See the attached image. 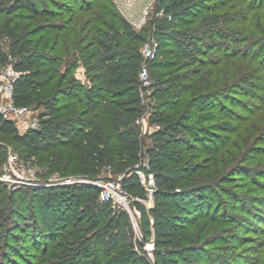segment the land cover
I'll use <instances>...</instances> for the list:
<instances>
[{"label":"rangeland","instance_id":"374dc122","mask_svg":"<svg viewBox=\"0 0 264 264\" xmlns=\"http://www.w3.org/2000/svg\"><path fill=\"white\" fill-rule=\"evenodd\" d=\"M12 1L0 0V5ZM238 1L239 4L230 8L231 13H235H230L233 17L231 20L222 18L210 27V32H213L215 38L213 49L209 50L206 46L207 39L202 37L204 32L197 34L195 47L199 52L196 53L190 50L194 45L190 38L186 37L179 43L170 40L167 32L160 29L168 27L169 30H181L182 22L173 23L170 17L166 18L157 0H30L33 11L19 9L16 12L20 15L17 20L22 25L18 33L23 35L28 31L32 36L29 38L31 42L26 44L29 52L54 59L62 47L59 43L56 49L52 50L56 42L54 32L59 31V37L69 38L72 46L60 54V60L56 64L59 71L57 79L66 72L64 68L75 66L68 79H75L76 88L80 85L97 89L100 85V73L93 68L95 60L87 56L94 52L96 46L80 53L78 46L73 45L71 38L77 33L76 29L72 30L75 22H82L84 17L96 12L100 5L104 7L111 2L115 11L134 31H144L148 48L155 51L153 58L147 57L142 53L144 44L141 46L143 63L138 77L130 80V85L137 91L136 79L139 78L144 109L135 121L142 145L140 163L136 165L146 169L155 161H163L165 151L167 155L173 154L172 157L179 162L180 167L164 164L169 165L167 171L173 177L180 176L184 179L179 182L180 189L191 190L193 193H190V196L200 197L203 193L204 202L211 204L212 209L215 206L221 219V215L227 213L229 216L225 218L232 223L218 225L217 230L224 239L222 242L201 246L204 253L201 252L200 255L183 253L178 258L172 257L171 259H177V264H264V33L258 36V41L252 43L245 34L239 33L247 24L245 19L253 20V16L259 12L258 8L264 7V0ZM219 3L228 5L226 0H213L207 7L211 10ZM262 18L263 16H259L254 21V27L259 26L258 21L262 24ZM0 44L5 51H9L10 43L7 37L1 38ZM173 45H182L180 56H166L168 62L162 64L166 70L153 71L154 78H151L148 68L150 63L156 55H159V60L164 59ZM45 60L37 63V67L47 69L50 61L45 65ZM143 68L146 71V85L141 79ZM219 68V76L225 78L224 82L229 79L234 85L228 88L225 82L226 85L221 84L222 93L215 94L204 104L198 102L194 109L196 112L193 113L194 120L188 124L192 132L181 136L184 145L179 142L167 144L161 153L152 137L154 125L150 123L151 114L159 111L164 105L173 107L175 104L179 105V108H173L172 112H182L194 97V91H188L186 88L183 91L186 96L182 98V88L200 84L201 77L207 71L214 69L212 73L215 74ZM240 74L243 75L242 80L238 79ZM205 81L208 82L209 79L206 78ZM54 86L65 87L67 84L65 81H57ZM160 86L164 87L161 95L168 94L158 100L153 98L152 93ZM29 109L28 118L32 120L38 119L43 111L42 107L39 108L36 104L31 105ZM191 110L193 111V107ZM224 122H228L232 130L223 129L221 124ZM197 138L202 139L201 143H197ZM153 149L157 150L156 153L151 152ZM222 175L221 180H213ZM109 177L117 178L107 169L88 179L81 175H61L49 170L41 159L26 160L9 146L5 158L0 160V211L3 216V219H0V264H47V260H40L44 244H54L57 240L64 243L73 242L67 232L71 225L72 209L58 206L50 211L41 200L40 189L75 184L93 194L95 190L100 192L101 185ZM190 196L185 198L184 202L178 200V203L186 208V212L180 214L182 217L198 211ZM255 200L257 202H253ZM132 203L130 199L128 210L116 209L117 215L121 214L120 212L127 214L130 224L125 221L127 226L124 233L136 253L148 259L143 247L152 241L153 251L155 250L157 233L161 227L153 226L150 222L152 216L149 213L142 216ZM140 203L146 209L153 207L149 200ZM235 206H245L244 212L237 210ZM239 214L243 215L241 218L245 219L246 223L239 224L240 227L234 220L235 215ZM188 224L181 220L169 223L179 228L189 227ZM146 233L149 236H146ZM153 251L150 253L152 260H147L148 264L153 262ZM104 261L108 264L107 260Z\"/></svg>","mask_w":264,"mask_h":264},{"label":"trees","instance_id":"16d2710c","mask_svg":"<svg viewBox=\"0 0 264 264\" xmlns=\"http://www.w3.org/2000/svg\"><path fill=\"white\" fill-rule=\"evenodd\" d=\"M211 1L213 0H157L166 18L170 17L173 23L182 22L181 30H169L168 27L160 29L167 32L170 40L179 43L186 37L190 38V42L194 44L193 47L190 45V50L194 53L199 52L195 47V40L197 34L202 31V37L207 39L206 46L209 50L213 49L215 38L213 32H210V27L222 18L231 20V14L235 13H231L230 8L239 4V1L226 0L228 5L219 3L210 10L207 6ZM31 4L30 0H13L0 5V39L7 37L10 43L8 52L0 44V69L11 63L14 69L21 73L13 90L15 105L30 107L36 104L39 108L42 107L43 111L38 117V127L23 133H19L13 123L1 121L0 160L5 158L6 149L11 146L13 151L24 159H41L49 170L61 175H81L88 179L93 178L99 171L110 168L112 174L122 177V187L133 198V206L142 216L149 213L153 226L161 227L153 251L154 264H177V259H171L172 257L178 258L183 253L200 255L201 252L204 253L201 246L222 242L223 235L217 227L221 223L232 224L225 218L229 215L225 213L221 215V219L217 215L218 209L215 206L212 209L211 204L204 202L203 193L200 197L190 196V193H193L191 190L180 189L179 182L184 179L180 176L173 177L167 171L170 164L180 167L179 162L172 157L173 154L167 155L165 151L163 161H155L147 166V172L154 178L153 207L146 209L143 204L134 200L147 199L136 174V171L145 170L136 165L140 163L142 145L135 121L144 112L139 78L136 79L137 91L130 85V80L138 77L143 63L144 57L140 48L147 39L144 31H134L115 11L111 2L104 7L100 5L96 12L84 17L82 22H75L72 30L76 29L77 33L71 38L73 45L78 46L80 53L96 46L94 52L87 56L95 60L93 68L100 73V87L97 86V89L80 85L76 88L75 79H68L75 66L64 68L66 72L57 79L59 71L56 64L60 60V54L72 46L69 38L59 37V31L54 32L56 42L52 50H55L59 43L62 46L54 59L29 52L26 48L32 36L28 31L23 35L18 33L22 25L17 20L20 15L16 12L19 9L33 11ZM258 10L253 20L245 19L247 24L239 31L247 36L250 43L258 41V36L264 33V7L261 6ZM259 16H263L262 24L258 21L259 26L254 27L253 23ZM181 49L182 45H173L161 60L159 55H156L148 67L150 77H153V71L166 70V67L162 66L163 62H168L166 56L179 57ZM44 59L45 65L50 61L47 69L37 67V63H42ZM212 70L214 69L201 77L200 84L182 88V92L186 88L188 91H194V97L182 112H172L173 108H179V105L175 104L173 107L164 105L159 111L151 114V125L159 127L157 131L152 132V137L161 153L167 144L179 142L184 145L181 136L192 132L188 124L194 120L193 113L196 112L194 109L198 102L204 104L215 94L222 93V86L227 84L229 88L234 85L229 79L225 80V84V78L219 76L221 68L215 74ZM206 78L209 79L208 82L205 81ZM242 78L243 75L240 74L238 79ZM57 81H65L67 86L56 88L54 83ZM162 88L164 87L160 86L155 89L153 98L160 100L167 96L168 93L161 95ZM185 94H181L182 98ZM221 127L232 130L228 122L222 123ZM197 141L199 143L202 139L197 138ZM156 151L153 149L151 152ZM221 178L223 175L213 180L219 181ZM39 191L42 192L41 200L44 201V206L49 207L50 211L58 206L72 209L71 225L67 232L73 240L72 243L57 240L54 244H44L41 261L47 260V264H107L105 259L108 264H148L146 259L136 253L124 233L126 222L130 224L127 214L120 212L121 214L117 215L110 203L100 201L99 190L89 194L81 186L71 184L55 185ZM188 196L192 197V203L197 205L198 211L182 217L180 214L186 212V208L181 206L178 200L184 202ZM234 208L241 212L245 210V206ZM1 213L0 211V219H3ZM242 216L239 214L234 218L239 227V224L245 222ZM174 220L188 222L189 227L169 225ZM146 236L149 235L146 233Z\"/></svg>","mask_w":264,"mask_h":264},{"label":"built area","instance_id":"2783aa9c","mask_svg":"<svg viewBox=\"0 0 264 264\" xmlns=\"http://www.w3.org/2000/svg\"><path fill=\"white\" fill-rule=\"evenodd\" d=\"M144 49L142 51L143 55L145 54L147 57H154V50L148 48V43H144ZM156 47V45H154ZM145 69L141 73V79L146 85V76ZM21 73L14 69V66L9 63L6 66H3L0 69V126L1 121H9L14 124V126L18 129L19 133L26 132L28 130H34L38 127V119L32 120L28 118L30 114L29 107L17 106L13 102V90L14 85L20 76ZM159 127L154 125V131H157ZM145 169V168H144ZM110 173V168L107 169ZM136 174L139 178V181L145 191V195L147 197V201H151L153 206V194L155 192L154 187V178L153 175L147 172V167L145 170L136 171ZM122 177H117L113 179L109 177L105 179V183L101 185V189L99 192V199L103 202H108L111 204L113 210L116 209H125L128 210L129 200L133 201V198L126 192V190L122 187ZM139 202H144L146 200L143 199H134ZM136 209V208H135ZM140 212V211H139ZM140 214V213H139ZM150 222L153 223V219L150 218ZM154 244L152 241L147 242L144 245V252L147 253L148 259L152 260L151 251H153ZM145 258V257H144ZM146 258V260H148ZM149 262V261H148ZM154 263V259L152 264Z\"/></svg>","mask_w":264,"mask_h":264}]
</instances>
